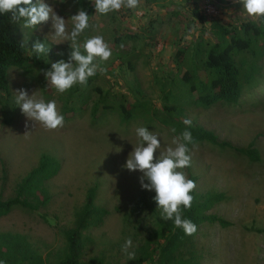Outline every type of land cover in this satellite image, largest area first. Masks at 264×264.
Returning <instances> with one entry per match:
<instances>
[{
	"label": "rangeland",
	"instance_id": "obj_1",
	"mask_svg": "<svg viewBox=\"0 0 264 264\" xmlns=\"http://www.w3.org/2000/svg\"><path fill=\"white\" fill-rule=\"evenodd\" d=\"M72 29L71 16L81 9L87 14L93 0H45ZM240 0H140L135 9L121 8L107 15L93 12L89 28L77 38L83 51L86 38L101 35L109 44L112 56L96 62L105 68L94 77L91 87H99L107 102L115 108L93 121L92 112L100 96L85 86L75 85L79 95H90L84 111L69 114L64 126L53 131L29 120L16 103L20 88L29 95L36 92L45 102L55 100L62 114L61 94L50 86L42 72L31 74L20 70L10 73V92H0V198L13 199L28 174L38 167L43 155L61 164L59 174L45 182L30 201L37 210L18 208L0 218V238L17 249L18 259L25 254L41 259L43 264H57L68 256V232L74 230L89 191L97 187L96 205L108 211L103 223L83 233L81 261L103 258L106 264H127L122 251L125 240L132 239L129 251L135 258L147 248L159 249L163 239L157 235L161 209L154 201L155 191L141 188L139 170L129 171L124 165L134 147L142 143L136 128L146 127L158 135L161 149L173 145L179 136L158 119L138 113L130 121L123 120L119 105L148 104L164 113L162 87L175 72V55L179 49L200 38L215 41L212 24L238 26L248 21L240 17ZM95 10V7H94ZM16 37L29 55L36 41L45 43L50 51L44 65L60 60L68 62L72 41L54 37L51 20L35 29L16 25ZM249 61V58H246ZM48 85V86H47ZM175 105L188 98V88L175 89ZM17 106L15 122L4 123V107ZM79 105L78 107H80ZM63 115V114H62ZM65 118V117H64ZM179 118L190 119L192 127L214 133L220 141L235 148H247L255 142L261 160L252 163L245 156L210 145L191 149V167L183 169L196 183L199 199L223 194L224 200L209 214L231 223L228 228L218 224L201 225L182 249L183 257L194 264H264V62L260 83L244 92L240 106L217 105L211 109L191 108ZM29 127L25 128V123ZM26 132H30L25 135ZM155 155H159L157 152ZM145 183L147 181L145 180ZM159 250L146 264H159Z\"/></svg>",
	"mask_w": 264,
	"mask_h": 264
},
{
	"label": "trees",
	"instance_id": "obj_2",
	"mask_svg": "<svg viewBox=\"0 0 264 264\" xmlns=\"http://www.w3.org/2000/svg\"><path fill=\"white\" fill-rule=\"evenodd\" d=\"M94 6L89 7V15L94 12ZM11 14L0 13V92L9 94L10 73L12 70H20L25 74H31L34 68L39 72L41 69H50L44 65V54L29 55L24 44L16 37V25L22 23L12 22ZM212 32L216 37L215 41H207L203 37L196 42L185 44L175 55V72L169 76L162 87L164 113L151 108L148 104L119 105L123 120L130 121L138 113L158 119L168 128H175V133L185 129L179 115H184L191 108L211 109L217 105L229 107L240 106L244 92L247 89L256 87L260 83V70L264 62V20L248 21L238 26L224 25L221 22L212 24ZM249 61H246V58ZM94 77H90L85 90H92L99 94L100 101L96 103L92 112L94 122L101 120V116L115 108L108 104L107 95L99 87H91ZM48 86V85H47ZM181 86L188 88V98L181 105H175L172 100L175 89ZM80 91L76 86L64 93L62 114L65 119L69 114H77L84 111V106L91 100L90 95H79L78 104L74 105L73 99ZM90 92V91H88ZM176 99V98H175ZM1 101V100H0ZM81 105L80 107H78ZM17 106L4 107V123L12 125L17 115ZM195 145H188L190 150L198 145H210L222 150L235 151L257 163L261 160L260 152L252 142L247 148H235L228 142H222L212 132L200 127H191ZM61 170V164L48 155H43L38 167L32 170L22 181L16 190V196L10 200L0 198V218L9 215L18 208L26 210H37L31 201L37 192L42 189L45 182L56 177ZM97 187L92 188L86 199L83 212L77 221L74 230L68 232V256L57 264H106L103 258H93L87 262L81 261V241L83 233L91 228L100 226L108 211L96 205ZM194 200L191 209H181L184 218L190 219L196 224L197 229L201 225L218 224L228 228L231 223L214 214H209L215 205L223 201V194L210 195L205 199L192 192ZM157 235L163 239L159 249L147 248L143 255L130 260L127 264H146L159 250V264H194L185 259L182 249L189 241L188 235L180 228L174 226L173 220H158ZM264 232V231H260ZM18 249L11 243L6 244L0 238V261L4 264H24L30 259L23 254L21 259L17 256ZM30 264H43L41 259H34Z\"/></svg>",
	"mask_w": 264,
	"mask_h": 264
},
{
	"label": "clouds",
	"instance_id": "obj_3",
	"mask_svg": "<svg viewBox=\"0 0 264 264\" xmlns=\"http://www.w3.org/2000/svg\"><path fill=\"white\" fill-rule=\"evenodd\" d=\"M140 0H93L96 13L107 15L110 12L119 11L121 8L135 9ZM243 8L240 17L251 20H264V0H240ZM0 13L11 14L12 22L23 21L24 28L35 29L38 25L45 24L51 20V34L62 40H71V53L68 62L64 60L51 64L50 69H41L46 81L57 92L63 94L73 86L79 84L86 86L90 77L99 71L104 73L105 68L96 62L108 61L112 56L109 44L101 35L86 38L83 51L77 44V38L89 28V15L83 9L71 16L72 29L67 30V21L55 13L45 0H0ZM32 50L40 56L47 55L50 47L45 43L36 41ZM16 103L22 113L34 123H39L44 129L53 131L64 126L65 118L58 111L55 100L45 102L37 98L36 92L29 95L28 90L20 88L16 92ZM185 129L172 141L173 146L161 149V141L158 135L149 131L146 127L136 128V135L142 143L134 147L124 167L129 171L139 170L143 175L139 182L141 188L155 191L154 201L157 208L161 209L164 220H173L174 226L180 228L188 236L197 232V226L190 219L184 218L183 209H191L194 200L192 192L196 189V183L187 178L183 169L191 167L192 155L188 145H195L190 119L183 120ZM29 127L25 123V128ZM175 132L176 129H171ZM30 132H26L28 135ZM159 155H155L156 153ZM145 180L147 183H145ZM133 242L131 238L125 240L122 251L129 259L135 258V252L129 251ZM0 264H4L0 261Z\"/></svg>",
	"mask_w": 264,
	"mask_h": 264
}]
</instances>
